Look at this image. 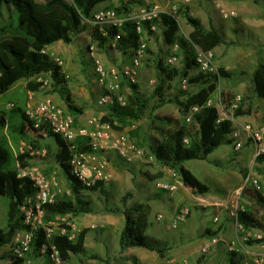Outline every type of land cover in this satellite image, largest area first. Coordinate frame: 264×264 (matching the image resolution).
<instances>
[{
    "label": "trees",
    "instance_id": "trees-1",
    "mask_svg": "<svg viewBox=\"0 0 264 264\" xmlns=\"http://www.w3.org/2000/svg\"><path fill=\"white\" fill-rule=\"evenodd\" d=\"M135 3L136 0H130ZM101 4H108V8H115L118 13L129 10L130 3L121 1L120 5H113V0H0V94L5 93L15 83L22 79H29L27 89L38 91L43 88V83L38 78L49 75L51 89L61 92L66 100V112L74 116L77 123L78 117L84 113L85 108L75 103L70 89L68 79L54 59L45 52L46 48L57 42L63 41L70 44L74 37L87 29L86 19L92 20L96 9ZM6 13L8 17H6ZM178 14L183 16L192 27L189 37L181 33L180 24L176 17L163 14L160 20L161 31L168 45L178 44L180 52L184 57L182 68L165 66L159 61V70L165 75L156 87L155 95L159 100L152 107L155 111L161 105L172 102L166 98V91L172 88V82L177 78L188 79L193 87L190 90L179 91L180 105L184 112H189L192 107L199 106L200 109L192 115L189 122L183 121L174 115L156 113L152 118L151 129L154 132L150 137L151 153L156 160L172 169L179 176L183 184L193 194H205L210 191V186L199 180L196 175L186 168L184 162L192 159H206L210 153L222 144L228 142V135L233 131L231 120L218 121L220 113L216 106H207L212 94L218 89L221 79L229 78L231 73L224 67H219L217 73L199 72L191 75L199 64L197 55L202 52L214 51L222 44L233 45L234 41H226L223 34L216 28H206L201 19L190 14L189 9L181 6ZM149 36L156 33L149 29L148 22L145 24ZM107 35L101 33L99 26L91 29L92 41L101 48L117 49L123 54H129L139 46L140 34L133 20L125 21L121 27H107ZM169 82V83H167ZM122 88H130L131 94L128 101L122 105L117 100L109 108L102 121L110 124L113 128L124 130L134 121L144 118L150 107V98L143 95L138 83L122 80ZM252 92L255 96L264 98V63L259 62L252 77ZM222 96L226 102H230L232 95L224 90ZM242 114L241 108L237 109L236 116ZM117 123L118 125H115ZM6 128L8 136L14 141L28 137L26 128L39 130L26 115L25 109L16 106L9 112L0 113V129ZM138 127L131 135L137 139L141 134ZM59 146L67 143L57 134L51 131ZM189 139V145L184 139ZM145 140L139 145L144 146ZM77 149L84 153H95L96 150L90 145L88 136H79L75 142ZM27 154L14 155L9 146L7 137H0V195L8 198L7 227L0 228V247L12 244L19 229L27 228L23 222L20 211L25 200L35 195L37 188L33 181L27 176H19L16 163L22 168L30 164L26 161ZM264 156L258 159L262 161ZM17 161V162H16ZM66 175L71 182L73 198L59 199L48 203L46 209V221H55L58 216L71 214L79 216L82 213H90L95 210L91 201L84 198L83 189L100 192L106 195L105 182L97 181L91 187L83 185L71 172L69 162L61 163ZM247 170L243 173L246 175ZM264 174V170H263ZM151 180L160 178L163 173L151 175ZM130 194V193H129ZM129 194L122 198L126 203ZM242 197L251 201L245 211L240 212V221L246 226L255 227L264 232V195L253 187L245 188ZM114 212H122L125 216V226L120 235V247L122 250L134 246L146 247L157 252L161 258H165L171 249V245L162 239L147 234L150 226L149 215L151 205L141 203L135 206L123 208H109ZM89 229H83L76 241L69 240L68 236L55 233L48 237L44 229L36 232L33 239L32 252L40 254L44 246L45 258L50 264L51 246L55 245L65 263L71 254H84L88 251L85 245L86 234ZM219 231L208 230L207 234L215 236ZM261 239L259 241H263ZM92 258H99L93 255ZM229 264H240L242 255L235 251L228 253ZM24 257L16 253L11 254V264H25ZM111 264L110 262H106Z\"/></svg>",
    "mask_w": 264,
    "mask_h": 264
},
{
    "label": "rangeland",
    "instance_id": "rangeland-1",
    "mask_svg": "<svg viewBox=\"0 0 264 264\" xmlns=\"http://www.w3.org/2000/svg\"><path fill=\"white\" fill-rule=\"evenodd\" d=\"M116 1L117 2H113V5L117 6L120 5L121 1L125 0ZM176 1L178 0H175L174 2L171 1L172 3L169 6L173 5ZM129 3V9L131 11H135V8L139 7L142 4L140 0L135 3ZM182 6L187 7L191 15H193V11H195L194 14H196V0H192L189 4ZM104 8H108V4L99 5L96 11ZM6 17H8L7 13ZM177 19L180 24L181 33L189 37L190 33L192 32V27L188 24L187 20L183 16L178 14ZM91 28L92 26L89 25L87 30H85L80 37V39H83L84 43H82L81 45L77 44V47H75L77 49V57H79L82 65L87 70H92V66L94 68V63L90 58L88 51V45L92 42L90 37ZM77 37V35L74 37V42ZM172 46L173 45L170 46L166 43L165 37L161 30L149 37L147 53L145 58L143 59L137 83L139 84L141 93L150 98V107L142 120L134 121L124 130L113 128V131L117 135H125L130 139V141L135 142L139 148H145L146 154L142 156H134L133 160L129 161L113 149H108L103 152L100 151L98 154L107 161V170L112 175L111 180L105 182V184L108 186L107 188L111 186V182L113 180V173L110 170L111 156L107 155L108 152L110 151L111 153L115 154V156L119 157L121 160L123 159V161L126 162V167L123 166L127 170V172H125L126 174H124L123 186L117 189H108L109 192L106 193V195L100 192H93L90 189H83L82 193L84 198L91 201L92 207L95 208V210L90 213H82L81 215L76 217L71 214L58 216L56 220L53 221L52 226L55 233H61V230L64 229V226H70V223H75L78 227L76 237H78L79 233L83 229H89L86 234L87 243L89 245L88 251L84 254H71L70 259L67 260L64 264H107V261L111 264H229L228 253L230 252V250L221 242L217 244L212 243V236L210 235V237H208V240L204 244H201L193 251H188L189 248H191L192 246H196V243L199 242L198 240L200 238L196 237V229H198L200 225L202 214H204L206 218L211 220H214L216 216H219L220 223H222L221 227H223V225L225 224L227 225V227L224 229V232H226L228 230V225H230L229 223H231L228 219V211L226 209H222L217 213L216 210H213V208H208L207 210H203L200 207L194 208L192 209L190 219H187L188 221L184 222L177 228H172L171 222L173 221V215H171L170 211H168L167 213L160 210L159 207V204H162L161 206L165 210H168L166 204L161 203L162 197L159 194L172 192L158 189L155 184L157 179L151 180L144 174L145 167L154 164L157 165L158 162L157 160H151L149 158V155L151 154L150 137L153 134L151 123L154 112L158 111L166 115H174L182 121L185 114V112L183 111V107L180 105V100H182L183 97L179 96V91L180 89H186H184L182 86L184 79L182 80L180 78H177L175 81H173L172 88L166 91V98L171 99L172 102L161 105L155 111L152 109V107L156 105L157 101L159 100L158 96L155 95L156 87L159 85L161 79H165V75L162 74L159 70V61L162 60L165 66H168L170 68H182L184 66V57L182 53L178 54V60L176 63L170 64L168 62L169 58L172 56ZM98 53L102 57L105 66L110 70V72L115 69V73L118 75L119 79L125 80L123 77L121 78V65L117 63V59H120V57L123 56L124 59L129 61L131 55L128 54L124 56V54L117 49H105L99 46ZM213 59L218 68L221 67V65L217 62L215 51ZM229 60L230 63L233 64L232 59ZM199 72L200 69L198 66L195 70H192L191 75H196ZM233 72L236 74L238 73V71H236L235 69H233ZM114 74L113 72H111L110 77L114 78ZM82 75L84 74L82 73ZM41 77L44 80L47 79V77L45 76ZM232 79H221L217 91L212 95L215 100L218 99L219 93H222V91L227 89L225 84L230 83ZM72 82L73 81H71V83ZM121 82L118 93L123 95L125 100L128 101V96L131 94V89L128 87L122 88ZM193 87L196 86H191L190 84V88L188 90L192 89ZM253 95L254 94L250 88L246 95H242V100L239 102V107L237 109L241 108L242 110L244 105H250ZM8 99L9 96H5L4 100ZM26 107L27 106L25 105V108ZM103 108L109 109L110 106H103ZM237 109L233 113L234 116H236ZM3 110L6 112L10 111L5 109ZM221 112L222 114H226L223 110ZM97 119L100 121V123L103 122V117H97ZM138 123H140V127H142V130L140 137L137 139L136 137L131 135V132L136 131ZM87 124L88 126L82 125L77 121V123L75 122V127H89L92 130L96 127L95 124L94 126L91 123ZM115 125L118 124L115 123ZM26 131L28 135L26 139L14 141L8 136L7 129L1 128L0 137H7L9 146L11 147L16 157L19 154H27L28 156L26 158V161L30 164V167L39 166L49 180L55 181V184H53L52 187V191L53 193H55L56 199L73 198L71 182L61 165L62 161L69 162V159L71 157V150L68 144L62 147L59 146L58 150H56L54 148V146H56V140L53 137L51 129L48 125H43L41 128H39V130L26 128ZM143 140H145L144 146L139 145L138 142L142 143ZM50 146L52 150L50 149ZM231 149L232 146L230 144H224L217 148L209 156V159H222L224 156V151ZM242 152H246L248 155L241 160L242 166L246 167L245 170L250 169V167H254V170L258 173V175H261L263 185L262 190L264 192V157L261 162H254L253 146L244 147ZM136 161H142L143 165L140 168L133 166L132 163ZM222 163L223 162H219L220 165H222ZM224 163H226V161ZM186 164L201 181L210 185L211 187L219 188L220 184L217 183L218 177L216 175L224 173L225 170L217 168L215 166H202L194 160L187 161ZM16 166L19 167L18 162L16 163ZM113 192L115 195H113ZM128 194L129 197L126 203H123L122 198L124 196H127ZM212 194L220 195V193L216 192L215 190L212 192ZM235 197L236 198L234 203H231L229 205V208L232 204L237 203L236 194ZM176 200H182L185 202L189 199L182 193L178 192V194H176ZM240 201L245 205V207L251 204V201H249L247 198L242 197ZM137 203H152L150 214L153 221V227L148 230V233L150 235L156 236L159 239L167 241L171 245V249L165 258H161L155 251L149 250L146 247H143L145 248L144 250H139V248L134 247L126 248L124 250L121 249L120 235L125 226V216L122 212H114L109 210V208H123L125 204L127 206H132ZM7 214L8 198L6 196L0 195V228L5 229L7 227ZM157 214H161L163 218L159 220L157 218ZM157 226L159 228H162L161 230H164L165 232L159 233L157 231ZM245 227L247 232H249L250 237L249 239L245 240L242 245L240 244V246H238L240 248V251L238 253L242 255L240 264H243L245 261L253 263L255 257H264V240L259 241L261 239H264V232L248 225H246ZM214 228L215 227L213 225L208 227V229H211L212 231H214ZM258 233L262 234L261 238L257 237ZM221 236L224 237L227 241L236 239V227L235 235L228 238H226L225 235ZM204 248H207V250L204 251ZM12 253H14L13 245L8 244L0 247V264H11ZM93 255H97L99 256V258H92ZM23 257L25 259V264H50L44 255H42L41 253H33L32 249L27 251Z\"/></svg>",
    "mask_w": 264,
    "mask_h": 264
},
{
    "label": "built area",
    "instance_id": "built-area-1",
    "mask_svg": "<svg viewBox=\"0 0 264 264\" xmlns=\"http://www.w3.org/2000/svg\"><path fill=\"white\" fill-rule=\"evenodd\" d=\"M140 1L142 4L135 8V11L129 9L123 13H118L115 8H104L96 11L92 20H85L88 24L99 26L101 33L104 36L108 33L106 30L107 27H121L125 21L129 20L136 22L137 31L141 35L139 46L130 52L131 60L120 68L121 78L123 77L125 80L132 83L138 82L142 62L148 49V39L150 36L148 33L149 31L145 28L144 24L148 22L149 29L154 33H158L161 28L156 20H160L163 14L178 18L180 7L189 4L192 0H178L168 8L164 7L157 1ZM129 2L130 0H125L126 4ZM221 13L225 18L236 15L234 10H221ZM172 49V56L168 60L170 64L177 62L178 54L180 52L178 44H174ZM88 51L89 56L94 63L97 82L102 90L100 98L98 99V105L102 107L111 106L116 100L124 105L127 101L123 95L118 93L122 79H119L118 75L115 73V69L111 71L113 74L115 73L113 76L114 78L110 77L111 72L105 66L102 57L98 53L97 43L93 41L89 43ZM45 52L48 53L58 65L62 66L64 64L63 59L55 53H49L47 48ZM213 58L214 51L202 52L199 50L197 62L201 72H218L219 68L215 64ZM38 81L43 83V88L51 85L50 78L44 80L42 77H39ZM182 86L186 90L190 88L188 79L183 80ZM241 100L242 95L236 94L228 103L222 96V93H219L217 100H215L213 96L210 97L207 106H216L219 109L220 116L218 121H223L225 119L233 121L235 117L233 113L239 107V102ZM14 107L15 105L13 103L9 104L10 109H13ZM199 109V106H194L189 112H185V120L189 122L192 115ZM222 110L225 111L226 114H222ZM25 112L36 129L41 128L43 125H48L53 133L59 135L68 144L71 150V157L69 159L71 172L86 187H91L97 181L108 182L112 178L111 173L107 170V161L98 154L100 151L103 152L108 149H113L129 161L133 160L134 156H142L146 154L145 148H139L135 142L130 141L125 135H117L110 124L106 122L100 123L97 118L92 119L90 122L93 126L94 124L96 126L93 130L89 127H75L74 116L66 112V109L56 103L51 97H47L36 103H29L25 108ZM231 134L235 150L240 151L246 146V144H249L253 146L254 162L258 163V159L264 156V123L260 128H254L250 124H245L240 128L234 129ZM79 136H88L90 138V145L97 152L84 153L79 151L75 144ZM184 142L189 145L188 138H185ZM149 158L151 160H156V157L152 153L149 155ZM18 169L19 176L29 177L37 188L35 195L28 197L20 207V211L23 215V222L27 228L19 229L11 244L13 245V252L20 257H23L27 251L32 249L31 243L35 238L37 231L44 229L49 238L55 234L52 226L53 221H46L45 206L48 203L56 201V196L52 191L55 181L49 180L39 166L22 168L19 163ZM243 177V183L237 193V203L232 204L229 208L230 215L234 219V225L237 230L236 239L227 241L221 235H215L211 238L212 243L217 244L221 242L226 245L230 251L235 252H239L240 248L238 246H240V244L242 245V243L250 237L245 225L240 221V212L245 211L246 209L245 205L240 201L242 199V191L245 188L253 187L264 195L262 190V177L254 170V167H250V169L247 170L246 175ZM155 184L158 189L164 191L173 192L178 189V183L176 181L157 179ZM191 213L192 207L190 205H181L173 215L171 227H179L187 221ZM157 218L161 220L163 216L157 214ZM214 221L218 222L219 217L216 216ZM77 230V225L75 223H70V226H64V229L61 230L60 234L68 236L71 241H76ZM257 237L261 238L262 234L258 233ZM46 249L47 246H44L41 254H44ZM206 250L207 248H204V251ZM50 259L52 264H64L60 251L55 245L51 246ZM243 264H264V257H255L253 263L245 261Z\"/></svg>",
    "mask_w": 264,
    "mask_h": 264
},
{
    "label": "crops",
    "instance_id": "crops-1",
    "mask_svg": "<svg viewBox=\"0 0 264 264\" xmlns=\"http://www.w3.org/2000/svg\"><path fill=\"white\" fill-rule=\"evenodd\" d=\"M136 1L138 2V0ZM153 1H157L164 7L168 8L169 5L175 0ZM113 2L117 1L113 0ZM221 10H234L236 12V15L229 18H225L223 17ZM193 12L195 13V11ZM194 13L192 14L200 18L206 28H216L223 34L226 41L235 42V44H233L232 46L222 44L221 46H218L214 51L217 57V62L231 73V76L228 79L234 78L232 79V81H230V83L225 84L227 88L226 90L232 95V98L236 94H241L243 96L246 95L250 88L252 90V77L254 75V71L257 65L259 64V62L264 63V0H196V14ZM89 25L93 27L92 24H88V26ZM83 32L77 35L78 37L77 39H75V42L73 41L72 43L67 44L60 40L49 45L47 47V51L49 53H55L57 56L63 59L64 64L62 65V71L65 77L68 79L67 86L71 91L73 100L76 104L85 108L84 113L78 117V123L88 126L87 123H90L92 119L97 117H104L106 114H108L109 109L103 108L102 106L98 105V99L100 98L102 90L97 82L93 66L92 70H87L86 68H84L81 63V60H79V57H77L76 55L77 49L75 47H77V44L81 45L82 43H84L83 39H80ZM125 55L128 54H124V56ZM229 59H232L233 64L230 63ZM129 61L124 59L123 56L120 57V59H117V63H119L121 66L128 63ZM233 69L238 71V73H234ZM82 73L84 75H82ZM47 78H50L49 75L47 76ZM28 81L29 79H22L15 83L5 93L0 94V113L4 111L3 109L11 110L9 108V104L11 103H13L15 107L22 106V108L25 109V105L27 106L29 103H36L42 101L47 97H51L56 103H58L62 107H67L64 95L57 90H52L51 85L48 87L41 88L38 91H30L27 89ZM71 81L73 82L71 83ZM5 96H9V99L4 100ZM241 111L242 114L235 116L234 120L232 121L233 130L236 128H240L245 124H250L254 128L262 127L264 123V98H260L253 95L250 105H244ZM156 113L160 112L155 111L154 115ZM137 126L140 127V123H138ZM227 139L228 142L224 144H230L232 146V149L225 150L222 159H209V156L216 149L212 153H210L206 159H192L196 161L199 165L206 167L215 166L217 168L225 170L224 173L216 175L218 177L217 183L220 184L219 188L211 187L207 184L208 186H210V191L205 194H193L183 184L179 176L176 175V173L172 169L166 167L165 165L159 162H157V165H150L145 167L144 169V174L146 176L147 173L151 175H158V173H163V176L157 179L176 181L178 183V189L176 191H173L172 193L166 192L159 194L162 197L161 203L166 204V207H168V210H165L161 206L162 204H159L160 210L167 213L168 211H170L171 215H174L175 211L181 205L189 204L191 205L192 209L198 207L203 210L213 208V210H216L217 213L222 209H226L228 211V219L231 223H229L230 225H228V230L226 232H224V229L227 227V225L225 224L223 225V227H221L222 223H220V218L218 222H214V220L208 219L204 216V214H202V220L198 229H196V237L200 238L198 240L199 242L196 243V246H192L191 248H189V252L195 250V248H198L201 244H204L208 240V237L210 236L209 234H207V231L211 230L208 229V227L212 225L215 227L213 229L214 231H219L217 235H225L226 238L235 235V225L234 220L230 215L229 205L231 203H234L236 198L235 194L237 196L239 188L243 183V171L246 167L242 166L241 160L244 157H247L248 155L246 152H242L243 149L240 151L235 150L234 145L232 143L231 133L228 135ZM246 146L248 147L251 145L246 144ZM54 148L56 150H58L59 148L57 140L56 146H54ZM110 153L111 152L109 151L107 155L111 156L110 170L113 173V180L109 188H107L108 186L105 184V189L107 193L109 192L108 189H117L123 186L124 174H126L125 172H127V170L124 168L126 167V162L123 161V159L121 160L119 157L115 156V154ZM225 161L226 163H224ZM186 162H184V165L186 166V168L191 170L190 167L187 166ZM219 162H223L222 165H220ZM132 164L133 166L140 168L143 165V162L136 161ZM214 190L220 193L221 196L213 195L212 192ZM178 192L188 197L189 200L185 202L182 200H176V194H178ZM113 195H115L114 192ZM148 204L151 205L152 208V203ZM190 217L188 218V220L190 219ZM149 219L150 226L147 229L146 233H148V230L153 227L151 214L149 215ZM158 226L157 231L159 233L165 232L164 230H161L162 228H159ZM85 239V245L87 249H89L87 238ZM134 248H139V250L145 249L142 246H134Z\"/></svg>",
    "mask_w": 264,
    "mask_h": 264
}]
</instances>
